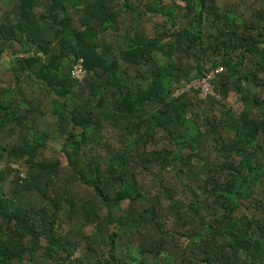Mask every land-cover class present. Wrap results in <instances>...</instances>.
<instances>
[{"label":"trees","instance_id":"trees-1","mask_svg":"<svg viewBox=\"0 0 264 264\" xmlns=\"http://www.w3.org/2000/svg\"><path fill=\"white\" fill-rule=\"evenodd\" d=\"M178 1L145 3L147 11L166 16L162 27L167 23L179 26L156 36H146L135 28L133 21L139 20L140 13L133 0H9L10 8L0 9V62L3 53L10 51L8 69L18 83H38L46 90L45 97L52 100V112L57 117V130L67 133L61 149L67 165L94 190L86 202L56 192L48 196V182L43 188L40 179L56 177L61 161L59 156L43 153L44 140L17 136L7 149L4 167L1 159L5 149L0 146V264H69L80 239H84L89 252L74 255V264H126L116 251L121 230L141 234L147 227L155 234H141L143 244L137 249L143 256L139 264H167L158 259L164 252L179 264H264V213L249 216L241 208V199H248L264 178V90H250L245 85H261L255 70L264 69V17L259 28L246 24L231 11L220 12L214 0H182L184 7ZM260 1L263 12L264 0ZM181 9H185V22L179 21L177 10ZM73 11L82 13L79 26L74 24ZM129 13L134 14L132 23L121 31L116 22L121 17L131 19ZM207 20L216 32L204 29ZM111 29L119 32L114 42L101 40V35ZM209 52L218 57L208 62ZM249 54H255L257 60L252 70L242 72L240 67ZM79 57L86 69L82 82L70 73ZM120 60L144 70L132 75L120 66ZM217 65L223 70L213 81L216 94L227 98L229 85L234 83L243 105L241 111L227 108L215 95L191 91L199 94L200 98L195 94V100L188 92L173 95L182 80L199 77L209 66ZM10 88L15 87L0 83V128L9 124L13 135L24 116H32L31 110L39 109L37 112L44 114L50 109H42L38 102L32 107L27 105L24 116L20 115L21 107L26 105L25 96L19 94L23 103L12 104L11 98L6 101L4 93ZM77 97L85 98L84 105L97 97V104L69 107L68 101ZM203 104L216 105L222 112L220 117L207 116L199 121L207 111L202 109ZM100 115L120 123L123 133L134 137L125 141L124 151L110 156L111 161H106L110 166L103 171L102 159L95 154L78 167L82 147L94 150L104 140L95 126ZM71 123L81 128L80 132H67ZM158 130L164 131L178 149L154 146L150 150L151 143L159 142L155 138ZM212 150L218 154L215 161L209 156ZM135 155L147 169L158 167L157 173L176 170L180 162L189 178L185 187L191 186L190 181L194 183L189 203L172 199L166 191L169 187H161L163 180L158 174H154L156 193L138 186L128 168ZM197 160L201 164L192 167ZM23 161L30 172H22L25 177L19 173L13 179L14 187L6 191L7 176L19 168L12 165L19 166ZM33 187H42V197L48 200L45 205L21 200L24 196L20 189ZM63 199L69 208L62 211ZM124 199L129 200L126 207L121 206ZM252 200L251 206L258 205L260 199ZM171 218L176 225L187 226L179 237L161 222ZM65 221L70 224L63 229ZM87 224H94V233L100 236L108 226L113 227L106 242H101L104 238L97 241L108 245L104 263L97 257L96 241L91 242V235L84 232ZM42 239L45 244L41 247ZM171 240H176L172 251L167 250Z\"/></svg>","mask_w":264,"mask_h":264},{"label":"rangeland","instance_id":"rangeland-1","mask_svg":"<svg viewBox=\"0 0 264 264\" xmlns=\"http://www.w3.org/2000/svg\"><path fill=\"white\" fill-rule=\"evenodd\" d=\"M115 1H120L122 2L123 0H115ZM138 6V11L140 13L139 15V20L133 21L135 28L138 30L139 33H142L146 36H156V35H161L163 33V30L167 29L169 31H174L178 29V25L175 27H170L172 26L171 24H166L164 27H162V24H165L166 21V16L156 14L154 15L151 11H147L145 9V3L149 0H133ZM163 3L167 4L170 0H162ZM215 5L218 6L220 9L219 11H231L232 13H235L237 16L241 17V19L246 23V24H256L258 27L263 23L261 19L264 17V11L261 12V5L262 1L260 0H214ZM179 4L184 7L185 3L184 1L180 0L178 1ZM12 3V1H11ZM11 3H9V0H0V9H9ZM75 12V13H74ZM74 15V24L76 26H79L80 22L78 21V17L82 16V13H77L76 11H73L72 13ZM177 14L181 15L179 18V21L181 20L184 21L182 16L185 14V9L177 10ZM130 18L134 16V14L129 13ZM225 19L223 22H219V26L223 25ZM132 23V18L125 19L121 17L117 22L116 26H118L121 31L124 30V27L126 25H130ZM264 24V23H263ZM138 27V28H137ZM134 28V29H135ZM175 28V29H174ZM210 28V30L216 32V28L210 26V21H206L204 24V29ZM260 28V27H259ZM259 30L255 28V33L258 34ZM119 32L113 31L112 29L106 32V34L101 35V40H105L109 43H113L114 39L113 37H117ZM168 34V33H167ZM10 51H5L2 55V59L0 62V83H2L5 87H15V88H10L8 91L4 93L5 95V100H9L11 98L12 104H16L18 102H22L21 96L19 94H23L26 99V105H23L20 109V115L24 116L25 114V109L28 107H32L33 104L37 105L38 102H40L42 105V109H50V111H45L44 114H40L37 112V110H31L32 116L31 117H25L23 118V122L21 124L16 125L15 133L13 135L10 134V125L7 124L5 127L0 128V146L3 147L4 150V157L1 159V166L4 167L7 165V149L11 146V144L15 141V138L19 136L20 138L22 137H27L31 139L32 141L34 139H40L44 140L45 147L43 149V153L48 156H59L60 161H61V166L58 171V175L53 178L49 177H43L40 179L41 183L40 186L45 188V183L48 182L46 186V194L48 196L54 195V193H58L59 196L63 195L66 197L72 196L74 201L76 202H83V201H88V199L93 197L94 195V190L92 189L91 186L87 185L86 183H83L78 179V173H75V171L72 169V167L67 165L66 158L64 154L61 152L62 145L65 142V137L67 136V133H61L59 130H57L58 122H57V117L55 114L52 112V100L45 97L46 90L40 89L39 84L37 85H31L30 84H25L24 81L22 83H18V80L12 73L8 67L10 66ZM218 56L217 54H212L209 52L208 57L206 58L208 62L211 60L216 59ZM259 57V56H258ZM257 60V57L255 54H249L246 58V61L244 65L240 67L241 71L244 72L246 68L251 69L253 67L254 62ZM120 66L121 67H126L127 72L135 75L138 71L144 70V67L141 69L139 66H133L131 64H127L126 62L120 60ZM128 66V67H127ZM252 70V69H251ZM259 74V78L256 81L260 82L261 85H253L249 82H245V85L251 90H264V69H259L255 70ZM137 75V74H136ZM27 79V78H26ZM138 80V78H136ZM32 80V79H30ZM261 80V81H260ZM26 81V80H25ZM185 81V80H184ZM182 80V83L184 82ZM263 81V82H262ZM31 84H34L32 81ZM141 80L139 81V83ZM18 91H16V90ZM177 89H180L178 87ZM5 90V88H4ZM177 91V90H176ZM190 96H192L195 100V96L199 94L196 92H188ZM45 94V95H44ZM196 94V95H195ZM174 95V93H173ZM51 97H54V94L50 95ZM220 97V96H219ZM167 98V97H166ZM221 98V97H220ZM92 100L89 101L88 104L84 105V100L85 98L77 97L74 99V101L69 100L68 101V106L72 107L74 105H77L80 103L81 108L85 107H90L89 104L95 105L97 104V97L96 98H91ZM221 101L226 105L227 108L233 109L237 112L242 110V102L239 101V95L236 92L234 88V83H230L229 85V91H228V96L227 98H221ZM23 103V102H22ZM202 109L207 110L205 113L202 115L201 118H199V121L204 117L209 116L210 118L216 117L219 118L221 115L220 109L215 105L210 106V104H203ZM44 111V110H43ZM256 111V110H255ZM32 118L34 119V122L32 121ZM0 122H2V119H0ZM95 126L100 130V133L102 134V139L103 142L99 145H97L94 150L88 146H83L82 149V154L80 155L79 161L77 166L80 167L82 165H85L88 158L92 156V154H95V157H99L102 159V163L100 164V169L103 171L105 168L109 167L110 164L106 163V161L110 160V156L113 155L114 153H120L125 150L124 144L125 141H128L129 139H132L134 136L132 135H125L121 129L120 123H113L110 122L107 116L105 115H100ZM81 128L79 127H73L72 123L69 125L67 128L68 131H72L74 133L80 132ZM121 130V132H120ZM44 132L47 133L48 135H44ZM92 134V131H89V135ZM228 134V133H227ZM161 137V138H160ZM44 138V139H43ZM155 138H159V142L154 145L151 143L149 148L152 150L154 146L157 148L164 147L169 150H177L178 145H176L175 142L170 141L167 136L165 135L164 131L158 130L157 134L155 135ZM262 141L264 144V136H262ZM211 154L209 155L212 159V161H215V158L217 157V152L216 150L210 151ZM195 159V158H194ZM193 159V160H194ZM111 161V160H110ZM120 162V161H119ZM118 164V163H117ZM201 164L200 160L194 161L192 164V167H195L196 165ZM12 166L14 167H19L12 173H10L7 176L6 182H5V190L10 191L11 187H14V182L13 179L16 176H19V173L21 175L22 172H25L26 174L30 172V167L29 165L23 161L19 166H16L13 164ZM129 170L131 173L129 176L131 178H136L139 182V185L142 189H150L152 192L156 193L158 191V188H153L154 185V174H158V178L162 179V188L167 189L166 187H169L166 191L170 192L172 195V199H181L185 203H189V201L192 199L193 196V190H194V183L190 181L189 187H185V184L189 182V178L185 176V170L186 168L180 163H177L176 170H162L161 172L157 173L158 167L153 166L151 169H147L142 162L139 160V156L135 155V161L130 165ZM180 169L182 171H180ZM177 172L180 173V175L177 174ZM50 180V181H47ZM69 186V190L67 188ZM42 187L41 190H38L36 188H31L29 190H24L20 189V192L23 194L24 198L21 199L25 202H30L31 204H35L38 206L45 205L48 200L47 198L44 199L42 197ZM253 193L252 195L247 199H241V208L245 210V212L249 216H260L262 213H264V206H262V203H264V178L262 179L261 183L259 185L254 186L253 188ZM195 191L199 193V189L195 186ZM253 198L260 199L257 203L258 205H253L251 206L250 204L253 202ZM251 200V202H250ZM18 202L19 200L16 199ZM143 201V200H142ZM256 201V199H255ZM129 200L124 199L121 201V206L126 207L128 205ZM169 203V202H168ZM168 203L163 206V208L160 209L162 212L163 209H166V206ZM249 203V206L247 207L246 204ZM37 206V207H38ZM62 211L69 208V203L63 199L62 201ZM76 207V205H75ZM52 211V210H51ZM62 214V213H60ZM59 214V217L61 216ZM263 215V214H262ZM264 216V215H263ZM65 217V216H64ZM66 220H68L65 217ZM77 220V219H76ZM162 224L166 225L172 232H177V237H179V233L183 232V230L187 229V226H184V224L180 223L179 225L175 224V221L173 218H171L169 221H166L164 219H161ZM60 221V220H59ZM70 222L65 221L62 223L63 229H65ZM112 225L108 226L105 231L103 232L104 234L100 236V234L94 233L95 230V225L94 224H87L84 227V232L88 234L89 236L91 235V242H95L94 246L96 250L98 251L97 257L101 262L104 263V259L108 256V245L105 244H99L97 241L102 240L104 238L105 241L101 242H106L107 238L106 235L109 231L112 230ZM63 231V230H62ZM155 234V231L153 229H149L148 227L146 229H143V232L141 234L144 235H149V234ZM121 237H119L118 242H117V252L119 255L125 260L126 264H139L141 253L138 252L137 247L142 246L143 242L140 243V232H137L136 230H133V232H124L121 230L120 232ZM122 238V239H121ZM142 238V236H141ZM143 239V238H142ZM185 240L182 239V242ZM176 242V240H175ZM173 240L169 241V245H167V250L170 249L171 251L174 250V243ZM97 243V244H96ZM45 244L44 239L40 241L41 247ZM42 248H39V251H41ZM75 251V252H74ZM88 248L85 244L84 239H80L78 241V246L73 249V255L72 259L68 261L69 264H74V255L76 257L81 254V253H87ZM148 258H151V255L148 256ZM28 260L27 256L25 258ZM158 259H161L162 261L166 262L167 264L173 263L175 261L176 264H179L175 257L173 259L171 256H168L166 252L160 255ZM50 263V261H49ZM48 264V263H46Z\"/></svg>","mask_w":264,"mask_h":264},{"label":"built area","instance_id":"built-area-1","mask_svg":"<svg viewBox=\"0 0 264 264\" xmlns=\"http://www.w3.org/2000/svg\"><path fill=\"white\" fill-rule=\"evenodd\" d=\"M223 70L222 65L217 66H209L204 73L199 77H194L188 80H185L180 89H176L174 95H178L182 92H191L196 91L203 96L215 95L219 97L213 86V81L217 80ZM71 75L78 80V82H82L86 75V69L84 67V60L82 57H79L73 64L71 69ZM23 177H25V173H21Z\"/></svg>","mask_w":264,"mask_h":264},{"label":"crops","instance_id":"crops-1","mask_svg":"<svg viewBox=\"0 0 264 264\" xmlns=\"http://www.w3.org/2000/svg\"><path fill=\"white\" fill-rule=\"evenodd\" d=\"M14 264H24V263H22V262L20 263V261H19L18 263H14Z\"/></svg>","mask_w":264,"mask_h":264},{"label":"clouds","instance_id":"clouds-1","mask_svg":"<svg viewBox=\"0 0 264 264\" xmlns=\"http://www.w3.org/2000/svg\"><path fill=\"white\" fill-rule=\"evenodd\" d=\"M70 73H71V71H70Z\"/></svg>","mask_w":264,"mask_h":264}]
</instances>
